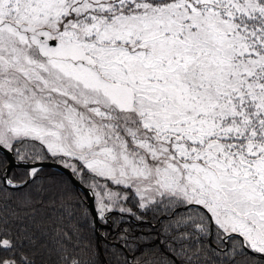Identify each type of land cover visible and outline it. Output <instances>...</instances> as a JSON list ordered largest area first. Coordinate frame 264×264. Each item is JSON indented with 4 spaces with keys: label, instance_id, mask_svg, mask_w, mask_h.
Returning a JSON list of instances; mask_svg holds the SVG:
<instances>
[{
    "label": "snow or ice",
    "instance_id": "obj_1",
    "mask_svg": "<svg viewBox=\"0 0 264 264\" xmlns=\"http://www.w3.org/2000/svg\"><path fill=\"white\" fill-rule=\"evenodd\" d=\"M0 264H264V0H0Z\"/></svg>",
    "mask_w": 264,
    "mask_h": 264
}]
</instances>
